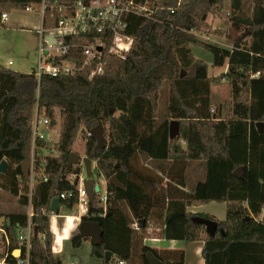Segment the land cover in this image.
I'll list each match as a JSON object with an SVG mask.
<instances>
[{
    "label": "trees",
    "instance_id": "obj_1",
    "mask_svg": "<svg viewBox=\"0 0 264 264\" xmlns=\"http://www.w3.org/2000/svg\"><path fill=\"white\" fill-rule=\"evenodd\" d=\"M41 1L0 0V25L3 12ZM52 1L74 4L76 0ZM176 3L166 0L169 6ZM222 4L223 0H182L173 13L158 11L160 20L130 15L126 30L134 36L130 52L125 58L111 57L104 72L91 79L88 70H83L43 75L38 82L32 73L0 67V162H8L0 175H6L13 193L20 192L21 182L29 187L21 163L30 156L31 135L19 116L26 107L37 105L38 115L50 118L52 126L56 125V108L63 118L59 139L53 143L56 153L46 157L48 179L39 183L41 198L35 191L32 197V223L38 235L31 239V264L63 263L52 251L53 233L44 213L55 196L77 188L69 176L80 174L81 166L70 163L69 157L80 132L86 139L84 155L96 161L97 176L108 180L117 174L123 185L108 183L111 196L105 215L91 203L82 216L98 221L102 229L101 244L90 240L93 260L106 264L105 252L111 251L114 259L133 264L134 233L150 227L156 213L164 221L166 238L203 243L204 264H264V128L256 125L264 122V0H254L250 16L244 13L243 0H231L230 19L239 33L231 48L200 41L190 32L203 30L208 16ZM58 19L59 15L46 14L43 27L55 26ZM78 42L79 37L65 38L66 44ZM192 44L212 54V66L227 65L226 72L209 76L208 63L192 56ZM68 57L80 61L81 49L73 48ZM165 82L169 85V119L158 124ZM220 83L230 96L226 118L212 107V87ZM171 120L180 124L174 139L169 136ZM97 125L105 136L100 148L92 133ZM37 145L49 149L45 138H37ZM139 158L156 161L157 174L138 170ZM195 160L205 166L206 176L192 192H186L183 173L187 162ZM168 161L171 164L166 167ZM175 162L181 164L179 169ZM27 193L28 188L23 204L29 202ZM211 201L226 203L224 220L187 210ZM62 205L73 208L76 200H63ZM3 215L11 222L3 228L9 240L8 259L14 261L15 225L27 224L28 215L0 212ZM196 216L218 221L216 234H208L203 224L193 220ZM135 222L138 230L131 227ZM88 239L77 232L70 239L71 247L79 250ZM140 249L142 264H186L183 251H162L150 245Z\"/></svg>",
    "mask_w": 264,
    "mask_h": 264
},
{
    "label": "built area",
    "instance_id": "obj_2",
    "mask_svg": "<svg viewBox=\"0 0 264 264\" xmlns=\"http://www.w3.org/2000/svg\"><path fill=\"white\" fill-rule=\"evenodd\" d=\"M181 3L182 0H177L176 5L169 6L166 4V0H76L74 4H65L58 1L42 0L39 3L28 5L25 10L38 12L41 14L42 21L46 14L52 18L59 15L58 22L55 26L51 28L43 27L40 30L41 44L38 65L30 73L33 74V78L38 82L43 75H72L83 70H88V77L90 79L96 75H100L104 72L105 66L111 57L118 56L125 58L130 52L134 43V36L126 33L128 17L130 15L158 20L159 18L156 16L158 11L169 10L173 13L179 8ZM7 18L8 12H3L1 15V25H3V22ZM45 32H47L46 35ZM190 32L200 41H206L210 37L204 30H191ZM204 34L206 37H204ZM48 36H51L54 41H49ZM66 37H79V42L66 44ZM73 48L81 49L80 61L77 58L68 57ZM9 63H12V61H9ZM33 118V134L30 140L29 156L31 159V171L30 180H28L29 190L27 193L29 199L28 204L30 205V209L27 212L28 222L25 225L20 223L15 225L18 246L13 250V255L15 251H18V256H14V261L8 259L10 254L9 240L3 226L0 225V264H31V239L34 235L32 197L36 186L40 182H45L48 179L45 171L46 157L48 155H54L53 153H49L43 156L41 152L47 149H43L37 145V138L46 139V133L44 131L40 132L39 130L40 125L51 124V119L48 117L43 119L37 112ZM89 134L91 133L89 132ZM81 173H74L69 176L72 184L79 177V186L76 190L65 191L57 195L61 201L75 198L76 205L79 207L76 215L78 218L75 221L77 226L91 203L94 208L102 210L101 215H105L110 204L109 198L111 196V192L107 186L108 182H106L105 191L102 193L100 186L97 191L93 187V195L89 199L87 189L84 186L85 178L81 177ZM34 175L37 177L35 183L33 182ZM44 214L50 217L54 215V212L49 209ZM56 216L64 218L66 215L58 214ZM131 227L134 230L139 229L137 222L133 223ZM40 237L44 239L43 234ZM111 263L127 264V261L115 259Z\"/></svg>",
    "mask_w": 264,
    "mask_h": 264
},
{
    "label": "rangeland",
    "instance_id": "obj_3",
    "mask_svg": "<svg viewBox=\"0 0 264 264\" xmlns=\"http://www.w3.org/2000/svg\"><path fill=\"white\" fill-rule=\"evenodd\" d=\"M230 4L231 0H223V4L214 9V11L208 16L206 21V26L204 27V31L207 33L209 37L208 41H203L206 43H215V45L221 46H232L233 40L236 36H238V31L232 26V21L230 19ZM244 13L246 15H252L254 10V0H243ZM15 14L12 15L11 24L7 26L6 24L0 25V67L4 69L14 70L22 73H30L37 68L38 60H39V48L41 44V35L40 30L42 27V18L41 14L36 11H27L25 9L22 10H11ZM39 29V31L37 30ZM204 32V33H205ZM47 32H45V35ZM203 35V34H202ZM204 37L206 35L204 34ZM213 42V43H212ZM192 56L195 59H202L209 64L212 62V54L207 50L196 46L190 45ZM12 61V63H9ZM210 65V64H209ZM210 74L215 75L216 72L212 70V66L210 65ZM217 70H224L223 68H217ZM221 74V73H220ZM218 74L217 76H219ZM224 82V81H223ZM212 100H213V109L214 113H218L223 117H228L229 110V102L230 96L228 93V89L224 83H220L214 85L212 87ZM160 109L157 117L158 124L163 123L165 120L169 119V85L167 82L164 83L163 88L160 92ZM37 110V105H31L26 107L22 115L19 116V119L22 122L27 124L28 131L30 135L33 134L32 122L33 117H35V112ZM27 112V118L24 117L23 113ZM45 119L44 116H42ZM55 118L56 125L52 126L50 123L48 125H40V132L44 131L46 133V140L49 144V149L46 151H42L41 154L43 156L48 155L49 153L55 154V150L53 148V143L57 142L59 139V134L63 122V118L61 116L60 110L58 108L55 109ZM107 138V137H106ZM179 139V138H178ZM184 146V142H182ZM85 144L86 139L83 134L80 132L76 141L73 145V152L77 153L79 156H85ZM140 159V158H139ZM165 164L167 167L170 161ZM82 167L81 177L86 178V171L83 162H80ZM138 170L141 172L149 173L153 176L157 174L158 169L160 168L156 161H148L146 158L138 160L135 164ZM181 167L180 163L175 162V168L179 169ZM92 179L96 184L101 187L102 193L105 191L107 180L102 176H97L96 172V161H92ZM204 168L200 161H188L185 167V171L183 173L186 180V192H192L196 184L204 180L205 178ZM159 176V175H157ZM36 175L33 176V182H36ZM165 183H171L173 186L174 183L172 181H167L164 179ZM76 187L79 186L78 183H74ZM29 187L26 183L21 182V186L19 187V193L15 194L11 191V186L8 182L6 175H0V212L3 214H12V213H27L30 209L29 204H23L22 198L23 194L26 193V189ZM78 205H75L73 208H63L59 212L63 215H71L78 213ZM151 218V224L156 227L158 225L157 222H160L157 219V214L154 213ZM60 220L66 221V218H59ZM163 221V219H162ZM164 222V221H163ZM74 224V223H73ZM72 224V225H73ZM71 225V226H72ZM149 228V227H148ZM148 228L145 230H139L134 233V238L132 241L133 252H134V260L133 264H142L141 262V247L143 245H153L148 239ZM76 232H79L78 227ZM89 238V237H88ZM142 238V239H139ZM91 238H89L83 246L77 250V254L74 253L72 255V251L70 246L65 253V257L63 256V252L61 256L63 257V264H102L100 260H93L90 257L91 251ZM141 242V243H140ZM140 243V244H139ZM139 245V246H138ZM53 251V250H52ZM68 256V257H67ZM114 255L112 256L111 262L114 261ZM114 259V260H113ZM110 262V263H111Z\"/></svg>",
    "mask_w": 264,
    "mask_h": 264
},
{
    "label": "crops",
    "instance_id": "obj_4",
    "mask_svg": "<svg viewBox=\"0 0 264 264\" xmlns=\"http://www.w3.org/2000/svg\"><path fill=\"white\" fill-rule=\"evenodd\" d=\"M13 10H17V9H13ZM13 14L15 13L11 11L8 12V18L6 21L3 22V24H6L7 26H9L11 24ZM42 27H43V21H42ZM37 31H39V29ZM229 47L230 46H226V48H229ZM212 63H213V59H212V62H209V64L212 66ZM217 68H223L224 70L223 71L217 70ZM212 70L213 72L214 71H218V72H216L217 74L215 75H211L210 68H209L208 69L209 76L217 77L218 74L226 72L227 65L225 67L212 66ZM23 115L24 117L27 118V112L23 113ZM202 167L204 168V172H206V168L203 164H202ZM205 176H206V173H205ZM185 187H183L182 189L185 190L187 188ZM63 208L64 206L62 205V201H61L60 206H59V211ZM187 210L191 213L209 214V215L216 217L218 220H224L226 218V203L225 202L211 201L206 204L199 205V206H189ZM58 214H60V212L54 213L55 216L52 215L49 217L51 231L53 233L52 250L55 256H58L63 260L61 253L63 252V256H64L65 255L64 252H67V249L69 246L72 251L71 254L72 255H74V253L77 254V250L74 251V249L71 247L70 239L73 234L77 233L76 229L78 226L76 225L75 222L72 226H70L68 221L60 220L59 219L60 217L56 216ZM73 215H77V214L75 213ZM157 223L158 225H156V227H154V225L150 223V227L147 230L148 231L147 240H149L153 244V245H150L151 247L156 248L158 250H162V251H183L186 264H204V260L202 258V246H203L202 242H199V241L186 242L185 240H180V239H168L165 236L164 222L161 221Z\"/></svg>",
    "mask_w": 264,
    "mask_h": 264
},
{
    "label": "water",
    "instance_id": "obj_5",
    "mask_svg": "<svg viewBox=\"0 0 264 264\" xmlns=\"http://www.w3.org/2000/svg\"><path fill=\"white\" fill-rule=\"evenodd\" d=\"M49 41L53 42V38L51 36H48ZM184 74V72H183ZM111 112H115L114 109L111 110ZM257 127L262 130L264 128V122H258ZM92 133L94 134L96 140H97V148L103 147L105 145V136L102 131L101 125H97L92 129ZM180 133V124L178 120H171L169 124V136L171 139H174L177 137ZM83 162L85 166L86 171V178L84 180V186L87 189L88 197L89 199L92 198L93 195V187L97 191L99 190V185H94V180L92 179L93 172H92V160L88 158L87 156H79L75 152H71L69 157V162L75 165L80 164V162ZM8 167V162L6 159L2 160L0 162V172L4 173L6 172ZM21 170L24 178L28 181L30 180V171H31V159L27 158L21 163ZM79 177H77L76 182H78ZM107 182L114 186L122 187L123 185L120 183L117 174L112 175ZM35 194L39 198H41V191H40V185L38 184L35 188ZM61 203V199L59 196H55L50 205V210L54 213L59 212V206ZM246 219H250L247 217ZM195 222H198L200 224H203L206 228V231L211 236H214L216 234V231L218 229V221L212 220L210 218L196 216L193 218ZM142 223H144V220H141ZM10 219L6 218V216L0 217V225L4 226V224L10 225ZM79 233L85 237L91 238L96 244H101V235H102V229L100 227V223L98 221H88L81 219L79 225H78ZM34 235H38V227L34 226ZM14 256H18V251L14 252ZM113 254L111 251L105 252V263L106 264H114L110 263L111 258ZM63 264V263H62ZM156 264H162V262H157Z\"/></svg>",
    "mask_w": 264,
    "mask_h": 264
},
{
    "label": "bare ground",
    "instance_id": "obj_6",
    "mask_svg": "<svg viewBox=\"0 0 264 264\" xmlns=\"http://www.w3.org/2000/svg\"><path fill=\"white\" fill-rule=\"evenodd\" d=\"M206 41H208V39ZM213 44H215V43H213ZM64 218H66V221H68L69 225L71 226L75 221H77L78 217H76V215L71 214V215H66Z\"/></svg>",
    "mask_w": 264,
    "mask_h": 264
}]
</instances>
